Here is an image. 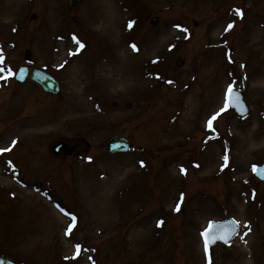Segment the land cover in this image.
<instances>
[{
  "label": "rangeland",
  "instance_id": "374dc122",
  "mask_svg": "<svg viewBox=\"0 0 264 264\" xmlns=\"http://www.w3.org/2000/svg\"><path fill=\"white\" fill-rule=\"evenodd\" d=\"M66 2L0 0V150L11 149L0 152L2 254L18 264H264V182L251 171L264 163V0ZM102 16H116V30ZM25 50L29 70L51 73L61 95L15 82ZM228 87L243 93L246 118L224 106ZM118 137L132 149L107 154ZM56 140L86 149L55 157ZM227 217L247 251L203 244L208 222Z\"/></svg>",
  "mask_w": 264,
  "mask_h": 264
},
{
  "label": "water",
  "instance_id": "95a60500",
  "mask_svg": "<svg viewBox=\"0 0 264 264\" xmlns=\"http://www.w3.org/2000/svg\"><path fill=\"white\" fill-rule=\"evenodd\" d=\"M81 2V0H68V4L71 7L76 8ZM35 16L32 15V19H34ZM158 24V19L154 18L151 19L150 25L152 27H155ZM30 52L25 51L24 60L26 62H29L31 60ZM182 62L180 60H177L176 65H181ZM27 69L26 68H20L16 75V80L18 82H23L27 77ZM31 80L38 84L39 87L46 93L58 96L60 94V86L58 82L55 80L53 76H50V74L41 71L39 69H33L31 71V75L29 76ZM228 105L229 109H232L238 116L244 117L247 115V108L244 103V100L242 98L241 93L232 90V92L229 94L228 99ZM85 145L83 142L79 141H63L58 140L51 144V151L55 156H70L75 154L76 152H80L85 149ZM106 151L109 154H115V153H126L129 151L131 145L128 143V141L125 138H116L107 143ZM256 177H258L260 180H264V165L261 167H257L255 171ZM211 231L213 236L217 237H223L226 238L227 242H225V239H215L212 240V237L210 236L208 239L211 241L208 243L209 246H214L218 243H222L224 245L229 244V242L233 239V237L237 234L238 231V225L236 222H234L231 219H225L222 222H215L212 221L209 223L207 230L204 232ZM203 234V233H202ZM204 237V235H203ZM205 239V237H204ZM0 264H13V262L5 257L0 252Z\"/></svg>",
  "mask_w": 264,
  "mask_h": 264
},
{
  "label": "bare ground",
  "instance_id": "6f19581e",
  "mask_svg": "<svg viewBox=\"0 0 264 264\" xmlns=\"http://www.w3.org/2000/svg\"><path fill=\"white\" fill-rule=\"evenodd\" d=\"M115 8V6H114ZM118 14V12H116ZM99 25L100 27L102 26L104 30H106L107 32L111 31V30H116L117 26H116V16L114 17V19H109L108 16H102L99 19ZM9 24V23H8ZM193 98V94L191 96H189V99ZM248 138L253 139V135L251 134V136H249ZM246 151H249L248 148H243ZM103 198H101L99 200V202H103ZM237 248H239L240 250H242L243 252L247 251L246 245L244 240L241 238V236H238L233 242H232Z\"/></svg>",
  "mask_w": 264,
  "mask_h": 264
},
{
  "label": "snow or ice",
  "instance_id": "6c2138e0",
  "mask_svg": "<svg viewBox=\"0 0 264 264\" xmlns=\"http://www.w3.org/2000/svg\"><path fill=\"white\" fill-rule=\"evenodd\" d=\"M237 14L239 15V12H238ZM231 27H232V25L229 24V25H228V28H231ZM73 39H75V38H73ZM76 42L79 43V41H76ZM80 47L83 48V45L80 44ZM132 47H133V49L135 50V45H133ZM2 71H4V69L0 68V72H2ZM8 73H9V75L12 74V73H11V69H8ZM228 92H229V93L232 92L231 87H229ZM212 119L214 120V119H216V117L213 116ZM209 124H211V120L209 121ZM7 150H9V149L0 150V152H2V151H7ZM224 159H225V161H227V156H225ZM141 166H143V164H142ZM181 171H184V170L181 169ZM66 214H67V213H66ZM71 219L74 221L76 218L73 216ZM202 235H204V237H205V246H206V248H207L208 243L211 242V241L208 239L210 236L212 237V240H213V241H214L215 239H225V242H227L226 238L213 236L212 233H211V231L206 232V233H203ZM77 251H79V246H77Z\"/></svg>",
  "mask_w": 264,
  "mask_h": 264
}]
</instances>
